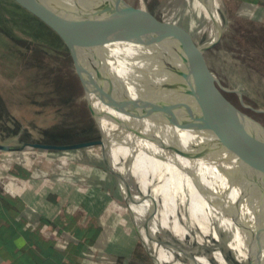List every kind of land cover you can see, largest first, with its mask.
I'll return each mask as SVG.
<instances>
[{
	"label": "rangeland",
	"instance_id": "374dc122",
	"mask_svg": "<svg viewBox=\"0 0 264 264\" xmlns=\"http://www.w3.org/2000/svg\"><path fill=\"white\" fill-rule=\"evenodd\" d=\"M143 2L148 11L143 37L149 41L157 37L158 56L163 60L171 57L175 51L187 56L193 51L197 53L201 45L217 32L218 26L223 24L220 38L197 58V67L201 73H214L224 87L239 90L246 105L264 109V3H259L262 13L248 15L249 10L245 6L240 11L244 15H240L235 1L222 0L220 14H209L213 20L211 26L210 18L197 0ZM139 7L140 0H108V4H103L102 12L116 14L117 9L128 20L130 16L136 18ZM74 63L61 38L46 23L17 0H0V144H73L100 138V128L91 113L84 85ZM170 75L169 72L165 78ZM210 83L225 101L264 125L263 112L243 106L235 92L223 90L216 81L211 80ZM189 87H186L185 95L190 101L198 103L195 90ZM208 97L211 98L209 94ZM206 98V94H202L201 99ZM206 135L203 140L213 138L210 132H206ZM182 146L183 139L177 152L178 177ZM21 154L35 158H42L46 154L70 163L85 156L87 164H101L98 145L88 146L80 152L25 145L19 151L0 150V163L14 156L15 160ZM261 154L264 157V152ZM190 162L187 175L193 183L192 218L196 217L199 205L203 210L212 212L210 214L219 209L221 214L209 215L204 225L210 229L236 233L237 238L232 246L235 250L238 246L245 249L254 247L257 242L253 239L264 235V164L244 151L232 155L222 149L213 155L197 156L195 148L192 149ZM129 179L133 183L130 176ZM1 186L3 188V184ZM109 187L119 191L115 178ZM133 188L137 189L135 186ZM182 193L178 190L171 194V213L177 218L185 216L187 210L185 194ZM117 199L120 214L115 213L116 216L129 217L139 231L146 209L130 213L118 193ZM142 245L138 237L136 250L140 254L143 252ZM190 248L202 251L204 247L193 245ZM148 249L151 251L149 246ZM255 252H259L262 258L261 251L257 249H253L250 255ZM151 262V258L146 261Z\"/></svg>",
	"mask_w": 264,
	"mask_h": 264
},
{
	"label": "bare ground",
	"instance_id": "6f19581e",
	"mask_svg": "<svg viewBox=\"0 0 264 264\" xmlns=\"http://www.w3.org/2000/svg\"><path fill=\"white\" fill-rule=\"evenodd\" d=\"M143 1L140 0L136 18L130 16L128 20L117 9L116 14L107 11L102 12L103 4H108V0L81 1V5L87 3L92 8L95 18L101 26L109 30L110 25L111 29L109 31L119 38L118 41L107 44L103 51L107 56L111 69L114 70V74L124 79L125 85L132 95L140 92V86L144 84L140 75L133 74V69L140 70L144 67H150L151 73L156 78L159 77L160 80L169 73L167 69H177L181 72L186 69L184 72L189 75L193 70H188L190 62L184 56L179 55L177 51L165 60L160 59L157 50V37L150 41L143 37L145 35L144 22L147 21ZM197 1L209 18L211 12H214V14L216 12V15L220 14L222 0ZM107 18L108 20H106ZM110 19L116 20L115 23ZM210 20L211 26H213V20L211 18ZM221 27H223V24L218 26L217 32ZM200 50L201 47L196 54H199ZM197 56L195 59L200 57ZM74 64L85 88V98L96 114L101 129L106 135L110 164L128 180L131 194L135 195L133 188L135 186L146 198V201L142 202L137 200L128 202L129 207L126 206L127 209L139 213L148 208L153 214L150 230L144 226L143 220V225L139 228V231L143 242L149 246L156 264H232L229 258L237 264H249L250 258L253 256L250 255V252L253 249L261 251V264H264V235L253 239L257 243L256 245L253 243L255 246L251 249L238 246L235 250L233 241L237 238L236 233L210 229L204 225V221L209 215L218 216L221 214L219 209L213 210L214 213L210 214L212 212L203 210V207L199 205L196 208V217L192 218L190 214L193 201V183L192 178L187 173L190 172L192 145L194 142L197 143L207 137L206 132L180 129L171 126L155 114H146V112L137 108L116 106L103 94L88 72L77 62ZM183 64H185L184 68H182ZM124 66H127V68ZM137 80L139 81L137 82ZM152 83L155 84V82ZM187 86L186 84L183 86L181 91L183 93L180 96L186 99L189 104L191 102L197 106V103L190 101L185 95ZM197 114L199 117L214 118L199 111H197ZM182 139L183 146L180 153L178 177L177 152ZM195 152L197 156L201 154L196 149ZM246 153L254 160L264 164V157L261 153H259L260 155L258 153ZM195 167H197L196 163ZM129 176L132 178L133 183L129 181ZM178 178V190L185 194L184 198L187 206L185 216L183 215L182 218H177L175 214L171 213V194L178 191ZM159 230L166 234L158 235ZM152 233L158 237H153ZM165 242L172 243L179 248L173 249L165 245ZM193 245L204 248L202 251H194L190 248ZM188 254L192 258L190 261L187 258Z\"/></svg>",
	"mask_w": 264,
	"mask_h": 264
},
{
	"label": "crops",
	"instance_id": "0c3cea01",
	"mask_svg": "<svg viewBox=\"0 0 264 264\" xmlns=\"http://www.w3.org/2000/svg\"><path fill=\"white\" fill-rule=\"evenodd\" d=\"M233 1L240 15L262 13L264 0ZM25 155L0 163V264H156L134 222L116 216L117 193L126 200L101 151L100 166Z\"/></svg>",
	"mask_w": 264,
	"mask_h": 264
},
{
	"label": "water",
	"instance_id": "95a60500",
	"mask_svg": "<svg viewBox=\"0 0 264 264\" xmlns=\"http://www.w3.org/2000/svg\"><path fill=\"white\" fill-rule=\"evenodd\" d=\"M17 1L46 23L61 38L72 59L88 72L103 94L116 106L122 108L132 107V109L137 108L146 112V114H155L171 126L180 129L212 133L213 138L209 139V141L202 140L194 146L192 145L201 154L213 155L215 151H221L222 149L228 150L229 154L232 155L242 151L249 153L264 152V125L225 101L214 90L210 81H216L225 91L235 92L243 106L249 107L256 112L264 113V109H255L246 105L241 98V92L239 90L224 87L214 73H201L197 67L196 56L198 55L197 57H199L205 49L220 38L223 30L222 27L213 38H209L202 44L199 54H196L194 51L189 56L180 53V55L184 56L190 62L188 70L193 69L195 73L189 75L184 72L186 69L182 72L177 69H167L171 72V75L160 80L159 77L156 78L151 73L152 70L150 67V69L148 67L140 70L133 69V74L140 75L144 84L140 86L139 94L132 95L125 85L124 79L114 74V70L111 69V65L103 51L107 44L118 41L119 38L98 23L92 8L86 2V5H81L82 0ZM154 36H157V34H154ZM124 67L127 68V66ZM154 70L156 71V68ZM130 80L132 79L130 78ZM152 82H155V84ZM185 84L195 90V100L198 102L197 106L191 102L189 104L186 99L180 96L183 93L181 91ZM202 94H206V100L201 99ZM208 94L211 98L208 97ZM208 104L210 106H207ZM90 109L101 131L99 139L73 144L37 142L17 146L0 144V150L6 152L19 151L25 145L46 150H69L98 145L106 168L119 182V188L126 200V206L129 207V200L146 201L145 196L138 189L135 190V195L131 194L128 187V180L122 176L119 170L110 164L106 135L103 133L97 116L91 106ZM197 111L212 115L214 118L199 117L197 116ZM210 143L213 144L212 147ZM152 217V212L146 208L143 224L148 230H150L149 227ZM165 234L161 230L158 232V235L161 236ZM152 235L155 238L158 237L154 233ZM165 243V245L173 249L179 248L178 246L175 247L172 243ZM187 258L189 261L192 260L190 254H188ZM229 260L232 264H237L231 258ZM249 264H261L259 252H255L250 258Z\"/></svg>",
	"mask_w": 264,
	"mask_h": 264
},
{
	"label": "built area",
	"instance_id": "2783aa9c",
	"mask_svg": "<svg viewBox=\"0 0 264 264\" xmlns=\"http://www.w3.org/2000/svg\"><path fill=\"white\" fill-rule=\"evenodd\" d=\"M4 190L9 191V188L6 185H4Z\"/></svg>",
	"mask_w": 264,
	"mask_h": 264
}]
</instances>
